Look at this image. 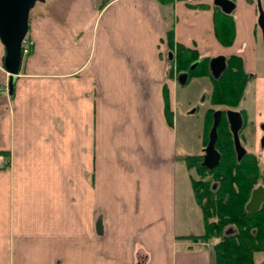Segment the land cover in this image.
Masks as SVG:
<instances>
[{
  "label": "crops",
  "instance_id": "1",
  "mask_svg": "<svg viewBox=\"0 0 264 264\" xmlns=\"http://www.w3.org/2000/svg\"><path fill=\"white\" fill-rule=\"evenodd\" d=\"M237 3L232 19L213 0H52L29 14L10 94L0 42V264H211L178 207L179 165L200 153L179 136L174 56L259 70L256 9ZM258 82L234 109L246 136Z\"/></svg>",
  "mask_w": 264,
  "mask_h": 264
},
{
  "label": "trees",
  "instance_id": "2",
  "mask_svg": "<svg viewBox=\"0 0 264 264\" xmlns=\"http://www.w3.org/2000/svg\"><path fill=\"white\" fill-rule=\"evenodd\" d=\"M230 28V23L225 21L222 34H227L224 37L227 44L232 41ZM194 52L176 47V71L186 72L188 80L195 76H208L212 84L210 101L221 106L236 107L250 78L242 69L240 58H226L225 70L219 78L214 79L208 72V59ZM198 60L196 67L190 69V65ZM208 114H212L211 111ZM215 149L220 159L212 171L200 166V155L184 157L188 170L194 168L202 173L198 180L191 178V185L202 212L204 232L191 238L195 241L213 240L210 246L211 264H255L256 255L263 256L264 262V203L256 212L245 210L249 192L256 184L253 173L255 165L250 157L236 158L230 132L222 126L217 129Z\"/></svg>",
  "mask_w": 264,
  "mask_h": 264
},
{
  "label": "rangeland",
  "instance_id": "3",
  "mask_svg": "<svg viewBox=\"0 0 264 264\" xmlns=\"http://www.w3.org/2000/svg\"><path fill=\"white\" fill-rule=\"evenodd\" d=\"M50 1L52 0H44L43 2H36L33 8L30 10V13H33L37 8H41L45 4H49ZM237 6L239 5L237 4ZM238 8L239 7H237V10ZM258 11L262 12V16L264 20V0H260V5H257L256 18L258 17ZM231 15H232L231 16L232 19H234L233 17L234 11H232ZM256 18H255L256 21L255 35H256L257 43L259 45V57H260L259 60L261 67L259 70H257L255 73H252V75L250 76H253L255 81L258 82L259 78H261L262 76L264 78V72L262 73V69L264 68V49L262 43V35L259 26L257 24ZM203 68L204 66L202 67V69ZM211 91H212V84L208 76H199V77L195 76L190 78L183 85L178 84L177 93H176V112H177V124H178L179 136L181 139L184 136L187 139L188 141L187 151L191 155L200 153L199 155L202 157L201 150L207 143L208 132L210 130L211 122H212L211 114H208V111H211L212 113L215 110L223 109L221 105L214 104L210 101ZM257 92L258 95H260L262 101L261 103L264 104V90L259 88V82H258ZM247 97H250L251 99V92L249 90L245 94V98ZM239 105L240 104H238L236 107L233 108L236 109ZM226 110L233 111L232 109H228V108ZM203 127H204V135H203V143H202L203 146L201 148L200 144L198 143V139L200 138L201 130ZM242 134L244 133L243 132L240 133L239 136H241ZM261 134H264V121L258 125V129H257L258 141L256 142V147H255L256 151L260 147L264 146V143L262 142L264 135L261 137ZM243 144L247 148V150L255 151L253 149V145L251 144L250 140L247 142V144L245 143ZM262 154H264V151H262ZM263 164H264V160H263ZM177 174H178L177 176L178 207L180 210V217L183 215L181 210L186 209V214H188V221L193 224L192 234H201L204 232L203 217L200 208L195 202V197L191 185V177L198 180L202 175V173H200L198 169H194V168H190V170H188L187 166L182 161L179 165ZM209 242L211 244L214 243L213 240H210ZM255 262H256L255 264L263 263V256L256 255Z\"/></svg>",
  "mask_w": 264,
  "mask_h": 264
},
{
  "label": "water",
  "instance_id": "4",
  "mask_svg": "<svg viewBox=\"0 0 264 264\" xmlns=\"http://www.w3.org/2000/svg\"><path fill=\"white\" fill-rule=\"evenodd\" d=\"M44 0H0V42L4 48L3 68L8 74V94L11 93L14 78L18 75L21 63V43L28 32L29 13L36 2ZM221 12L230 14L234 9V3L231 0H213ZM258 25L262 33V43L264 49V20H259ZM197 62L190 65V69L196 66ZM225 58L216 56L209 60L208 69L214 79L219 78L225 70ZM187 80V73L181 72L177 76L179 84L183 85ZM226 118L230 131L234 136V143L237 150V131L241 127V117L237 112L228 110ZM221 119V111L216 110L212 113V123L208 132V140L203 149L202 161L200 165L206 169H212L217 166L220 155L215 149L217 140V127ZM238 151V150H237ZM264 200V190L261 187L251 192L250 198L245 205L247 212H255L259 209ZM264 264V263H261Z\"/></svg>",
  "mask_w": 264,
  "mask_h": 264
},
{
  "label": "flooded vegetation",
  "instance_id": "5",
  "mask_svg": "<svg viewBox=\"0 0 264 264\" xmlns=\"http://www.w3.org/2000/svg\"><path fill=\"white\" fill-rule=\"evenodd\" d=\"M231 1L234 3V9H233V11H234L235 8H237V4L238 3H237V0H231ZM249 1H251L254 4L255 9H256V13H257V5H260V0H249ZM222 15L228 16L230 14H225V13L222 12ZM256 19H257V24H258V21L259 20H263V16H262V12L261 11H258V17ZM259 29H260V27H259ZM260 32H261V29H260ZM261 35H262V33H261ZM232 39H233V34H232ZM222 108L223 109L221 110V119H220L219 126H222V128L229 130V132H230V138L232 140V146H233V150L235 152L236 158L239 160V159H245V158L250 157L252 159V161H253L252 163L255 165V168H253V173H254V181L256 182V184H255V186L249 192V197L247 199V202H248V200L250 198V195H251V192L254 189H256L258 187H261L264 190V164H263L264 154H262V151H264V146L263 147H260L259 149H257V151L255 150L256 142L258 141L257 140V129H258V127L255 128V129H250V131H248L249 132V135L248 136H246L244 134H242L241 136H239L240 133H242V132L244 133V129L246 127V118H245V116L240 111L233 110L234 109L233 107L222 106ZM227 108L228 109H232L234 112H238V114L241 117L242 124H241V127L239 128V130L237 131V138H236V141H237V150L238 151L236 150L235 143H234V136H233L232 132L230 131V127H229V124H228V121H227V118H226V112L228 111V110H226ZM218 127H217V129H218ZM263 135L264 134H261V137ZM249 140L251 141V144L253 145V149L255 151L247 150V148L244 146L243 143L247 144V142ZM262 142L264 143V137L262 139ZM213 169L214 168H212L210 170L209 169H206V170L207 171H212ZM263 203H264V200L260 204V207H261V205ZM258 264H261V263H258Z\"/></svg>",
  "mask_w": 264,
  "mask_h": 264
},
{
  "label": "built area",
  "instance_id": "6",
  "mask_svg": "<svg viewBox=\"0 0 264 264\" xmlns=\"http://www.w3.org/2000/svg\"><path fill=\"white\" fill-rule=\"evenodd\" d=\"M32 45V42L30 40H23L22 42V54H28L30 47ZM203 246L207 247L208 243L207 242H202L201 243Z\"/></svg>",
  "mask_w": 264,
  "mask_h": 264
}]
</instances>
